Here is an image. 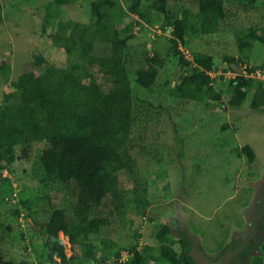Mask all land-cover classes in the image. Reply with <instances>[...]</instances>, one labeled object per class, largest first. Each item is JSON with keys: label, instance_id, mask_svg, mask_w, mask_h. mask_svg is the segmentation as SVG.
<instances>
[{"label": "trees", "instance_id": "trees-1", "mask_svg": "<svg viewBox=\"0 0 264 264\" xmlns=\"http://www.w3.org/2000/svg\"><path fill=\"white\" fill-rule=\"evenodd\" d=\"M76 1L48 0L40 26L41 33L47 30L51 45L62 48L66 63L55 68L46 63L40 68L36 66L44 62L43 58L34 56V69L19 73L6 90L0 91V175L7 173L0 176V216L4 203L16 196L9 206L14 224L0 222V244L24 240L17 220L21 216L32 255L30 262L10 257L8 261L1 259L0 264H78V259L84 264H105L108 259L115 264H198L193 254L197 240L188 228L175 237L167 224H155L153 242L141 246H137L140 235L134 229L132 241L118 246L101 235L109 219L101 214L100 207L105 202L108 214L123 219L128 213L142 216L147 210L150 201L147 181L140 175V133H146L149 127L157 128L169 98L196 102L206 97L219 105L221 97L228 95L226 106L230 109H238L241 102L249 99L250 109L264 113V87H253L254 79L238 69L244 63L246 72L253 71L248 65L250 50L256 43L264 46V26L233 29L238 56L223 54L221 58L227 65L223 71L229 68L236 72L233 78L212 72L209 56L200 61L194 55L192 66L177 48L185 43L186 36L215 33L219 24L231 16V9L242 7L247 13V9L256 8L257 0L126 1L129 12L148 22L156 14L162 25L170 28L169 52L178 54V79L173 86L164 80L156 101L147 103L152 110L149 114L141 112L139 104L132 101L124 75L135 60L128 54L127 44L134 35L132 24H116L112 12L116 0H87L84 21L57 14L60 6ZM54 17L58 18L55 22ZM138 57L142 65L133 70L134 81L152 90L164 58L156 52L150 55L146 49ZM201 63L205 68H200ZM9 72V62L0 60L1 85L7 83ZM218 80L224 81L223 86ZM135 129L139 134L134 137ZM38 144L32 154L30 146ZM236 150V146L231 147L232 152L253 161L254 153L248 144ZM20 160L29 162L28 175L35 181L29 191H24L23 184L17 191L9 177L14 172L13 164ZM14 230L16 239L10 234ZM263 231L256 241L225 245L219 256L224 260L216 258L213 262L264 264ZM59 233L68 244L69 254ZM173 244L178 245V250ZM122 250L126 257L121 260Z\"/></svg>", "mask_w": 264, "mask_h": 264}, {"label": "rangeland", "instance_id": "rangeland-1", "mask_svg": "<svg viewBox=\"0 0 264 264\" xmlns=\"http://www.w3.org/2000/svg\"><path fill=\"white\" fill-rule=\"evenodd\" d=\"M29 1L0 0V60H7L10 65L8 81L5 85L0 84V91L6 90L7 84L19 73L34 69V56L43 58L44 62L36 66L40 68L46 63L54 68L66 63L62 48L51 45L47 30L44 33L40 31L42 16L47 12L44 4L48 0ZM126 1L116 0L112 8L116 24L131 23L134 30L127 44L128 54L135 60L124 75L132 91V101L139 104L141 112L149 114L152 110L147 108V103L156 101V93L163 88L164 80L173 86L178 79V54L169 52L170 28L164 27L156 14L148 22L129 12ZM231 12L215 33L186 36L185 43L178 44V52L192 62V66L195 64L194 55L197 54L200 61L209 56L212 72L218 71V75L225 77L221 72L227 65L223 63L222 55L238 56L233 29L248 25L264 26V0H257L256 8L247 9V13H243L242 7L233 8ZM57 14L62 18L84 21L88 15L87 0L62 5ZM52 20L55 22L58 18ZM144 49L150 55L156 52L164 58L152 90L139 86L132 74L142 65L138 56ZM250 54L247 64L254 68L253 71L246 72L244 63L238 69L243 68L246 76L254 79L253 87H264V46L254 44ZM199 66L203 69L205 64ZM218 83L223 86L224 81ZM227 97L223 95L219 105L206 97L196 102L171 98L165 101L167 108L160 116L157 128L149 127L146 133H140L143 143L140 145V175L147 181L150 205L142 216L128 213L127 219H123L108 214L109 208L104 202L100 211L108 217L109 223L101 230L103 237L118 246H125L132 241L130 234L136 229L140 235L137 246H141L153 242L151 233L155 224H167L175 237L180 230L188 228L197 240L193 254L198 264H215L216 258L222 262L224 257L219 258L220 250L225 245L230 247L236 242L256 241L264 229V113L250 109L249 99L241 102L238 109H230L226 106ZM137 134L135 129L133 136ZM243 144H248L253 150V161L248 162L242 153L231 151V147L236 146L238 150ZM38 146L40 144L31 145V153ZM28 164L24 160L13 164L14 172L9 177L17 191L23 187L22 184L26 187L24 191L35 187V181L28 175ZM15 201L16 196L4 203L0 222L6 220L14 224L9 206ZM17 220L23 229L24 240L0 244V260L8 261L11 257L13 261L30 262L32 255L27 230L22 226L25 224L21 216ZM14 232L10 234L16 239ZM59 236L64 241L66 254H69L65 238L61 233ZM173 248L178 250V245L173 244ZM120 254V259H125L126 252L122 250ZM78 264H84L82 259H78ZM105 264L115 263L108 259Z\"/></svg>", "mask_w": 264, "mask_h": 264}, {"label": "clouds", "instance_id": "clouds-1", "mask_svg": "<svg viewBox=\"0 0 264 264\" xmlns=\"http://www.w3.org/2000/svg\"><path fill=\"white\" fill-rule=\"evenodd\" d=\"M241 67H242V66H241ZM239 72L242 73V72H244V71H243L242 68H241V70H240ZM235 73H236V72H235ZM235 73L232 72V71H230L229 68H227L226 71H224V75H226L227 77H230V78H233V77L235 76ZM217 74H218V71H217ZM242 74H244V75L246 76L245 72L242 73ZM65 243L67 244L66 241H65Z\"/></svg>", "mask_w": 264, "mask_h": 264}, {"label": "water", "instance_id": "water-1", "mask_svg": "<svg viewBox=\"0 0 264 264\" xmlns=\"http://www.w3.org/2000/svg\"><path fill=\"white\" fill-rule=\"evenodd\" d=\"M262 108H264V106H261Z\"/></svg>", "mask_w": 264, "mask_h": 264}, {"label": "built area", "instance_id": "built-area-1", "mask_svg": "<svg viewBox=\"0 0 264 264\" xmlns=\"http://www.w3.org/2000/svg\"><path fill=\"white\" fill-rule=\"evenodd\" d=\"M243 69V68H242ZM242 73H244V72H242Z\"/></svg>", "mask_w": 264, "mask_h": 264}]
</instances>
